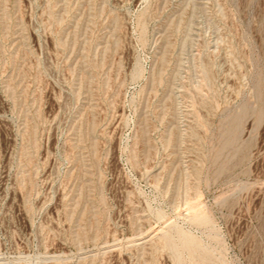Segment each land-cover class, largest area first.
<instances>
[{
  "label": "rangeland",
  "instance_id": "374dc122",
  "mask_svg": "<svg viewBox=\"0 0 264 264\" xmlns=\"http://www.w3.org/2000/svg\"><path fill=\"white\" fill-rule=\"evenodd\" d=\"M0 264H264V0H0Z\"/></svg>",
  "mask_w": 264,
  "mask_h": 264
}]
</instances>
